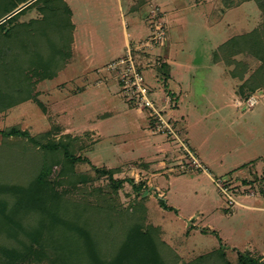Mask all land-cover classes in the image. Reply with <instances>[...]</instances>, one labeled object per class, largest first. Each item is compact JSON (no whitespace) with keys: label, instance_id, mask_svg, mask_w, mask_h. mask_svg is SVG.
<instances>
[{"label":"rangeland","instance_id":"1","mask_svg":"<svg viewBox=\"0 0 264 264\" xmlns=\"http://www.w3.org/2000/svg\"><path fill=\"white\" fill-rule=\"evenodd\" d=\"M22 1L0 0V20ZM260 2L264 9V0ZM52 3L62 12L67 8L73 11L58 38L53 36L52 23L34 37L30 36L32 31L28 37L22 31L17 40L3 36L0 28V185L31 182L44 158L40 145L29 138L4 136L2 131L16 127L32 137L51 131L52 136L42 143L54 140L62 145L60 162L53 163L52 179L64 175L65 157L70 159L67 154L89 158L91 165L79 163L75 167L84 178L78 188H70L71 196L113 210L118 219L115 229L102 227L106 223L101 225L106 231L98 229L102 244L108 246L107 258L114 254L112 246L122 240L120 228L136 223L150 232L156 229L168 264H237L238 252L259 257L264 252V85L254 93L244 87L245 95L239 94L248 84L245 82L264 81V10L259 2L40 0L6 26L31 23V27L32 20L44 18V7ZM72 20L78 27L76 50L70 39L74 35ZM156 23L166 29V45L140 53L141 60L152 64L143 73L157 107L184 127L183 139L195 151L205 172L184 156L178 142L153 134L151 127L150 132L156 136L153 139L162 140L164 150H151L141 144L145 137L141 127L149 124L148 117L124 100L118 80L107 65H100L101 73L95 79H107L109 89L99 88L97 95L96 89L87 87L96 81L88 82L86 77L83 47L88 29L99 50L105 47L98 40L107 46L110 38L125 54L126 39L129 44L147 39ZM104 29L110 30V37ZM141 31L145 35H139ZM46 33L51 37L44 38ZM249 35L253 36L242 39ZM232 38L239 39L237 44L223 49ZM169 53L182 67L172 71ZM43 65L56 72L55 77L41 79ZM172 73L186 94L177 109L175 100L167 99L176 96L170 89L176 84L171 81L169 85ZM30 84L33 99L20 101ZM82 88L85 92L80 95L77 89ZM251 96L258 100L253 107L245 104ZM126 108L135 111L127 117L110 113ZM173 111H178L179 118ZM150 151L156 153V158L147 161ZM119 156L128 161L121 162ZM92 164L101 170H118L114 179L124 184L116 192L109 175L96 173ZM241 165V170L236 169ZM213 178L222 179L225 186L231 184L238 203L231 205ZM161 197L173 210L160 206ZM13 202V197L0 196V264H51L46 255L42 256L38 219L13 217ZM209 228L217 234L199 232ZM107 231L110 236H106ZM220 238L227 260L214 253L221 246Z\"/></svg>","mask_w":264,"mask_h":264},{"label":"trees","instance_id":"2","mask_svg":"<svg viewBox=\"0 0 264 264\" xmlns=\"http://www.w3.org/2000/svg\"><path fill=\"white\" fill-rule=\"evenodd\" d=\"M27 1L28 0L22 1L19 5L5 13V15ZM39 1L40 0H36L31 5L0 24V28H3V36L11 38L12 40H17V38L20 39L22 36V31H24L23 33H25L26 37H28V33L32 31L30 36L34 37L40 33H38L40 29L47 28L50 23L55 26L53 31L55 35L53 36H60L63 23L70 19L71 10L67 8V12H62L61 7L54 3L51 5L49 4L47 8L44 7V18L32 20L31 27V23H23L21 26L12 24V21L18 15L22 14L26 9L32 7ZM257 1L263 9L260 0ZM8 22L12 23L6 26ZM37 22H40V25H38ZM71 25L73 28L72 23ZM42 36L44 38L47 36L51 37L47 33ZM251 36L253 35L243 36L242 39L246 41ZM70 39L72 42V38ZM238 40V38H232L227 41L222 48H230L236 45ZM46 69L50 70L51 73H44V71H48ZM55 75L56 72H52L47 65L41 68V74H39L41 79H52ZM261 82L262 83L256 81V79L245 82L248 84L241 87L239 94L242 96L245 95L243 90L244 87H248L249 91L254 93L262 84L264 85V81ZM32 86L33 84L28 86L30 89L27 90L26 96L20 101L24 102L33 99V94L31 92ZM17 102L13 103L11 107L17 104ZM37 102L42 106V103L39 101ZM2 133L7 137L19 136L29 138L34 144L40 145L43 148L44 158L36 177L25 185H0V196L4 195L14 198V202L10 209L13 217L20 216L22 219H38V225L42 228V256L46 255V258L51 264H168L161 250V245L163 246V244L157 236L156 229L151 232L147 231L139 223L126 225L124 229L120 228L123 230L119 235V238L122 240L112 246L114 254L111 255L110 258H107L108 255H106L105 252L108 246H104V243L102 244V237L98 229L101 230L102 227H107L113 230L116 228V221L118 219L113 216L115 215L113 210H108L98 203L89 204L84 201V199H81L80 196L78 198H73L71 196L73 193L70 188H78V185L81 184V178H84L77 174L75 167L79 163H88L91 165L89 158L67 154L70 155V159L67 160L65 157V165L63 166L65 173L63 176H57L54 180L52 179L53 163L60 162L58 156L62 145L54 140H50L46 144L42 143L44 138L52 136L51 131L40 136L32 137L29 132L12 127L7 131H2ZM73 139L77 140L79 138L75 137ZM63 150L65 153H68L66 147H64ZM92 169L96 173L108 174L109 180L113 185L112 187L116 192L124 184L123 180L117 181L114 179V175L118 170H101L93 164ZM63 185H67L68 188H63ZM159 204L165 210H173L163 198L159 199ZM106 211H108V213ZM101 225L103 226L101 227ZM209 231L208 229H202L201 233L207 234ZM211 233L217 234L216 231H211ZM106 236H110V233L108 232ZM115 238L116 237H114V239ZM220 241L221 246L214 251V253H219L223 259H226L221 238ZM13 253L14 252H12V254ZM10 263L11 262L8 261V264ZM226 264L233 263L227 261ZM237 264H264V260L262 257H254L249 252H238Z\"/></svg>","mask_w":264,"mask_h":264},{"label":"built area","instance_id":"3","mask_svg":"<svg viewBox=\"0 0 264 264\" xmlns=\"http://www.w3.org/2000/svg\"><path fill=\"white\" fill-rule=\"evenodd\" d=\"M151 28V27H150ZM150 36L134 44H128L126 53L113 60L107 65V70L118 80L120 92L124 100L132 107L143 111L149 120L151 132L155 135H162L168 139H173L179 143V147L184 151V156L191 159L197 168L205 172L204 166L198 162L195 151L183 139V126L177 120H171L162 110H160L152 97V90L143 69L150 68V61L141 60V52L148 48L162 47L166 45L167 32L162 24L156 23L151 28ZM258 102L256 96H251L245 101L249 107H253ZM241 104V103H240ZM175 121V122H174ZM219 191L228 198L231 205L238 203L236 194L232 191V186L224 185L220 178H213ZM231 190V192H230Z\"/></svg>","mask_w":264,"mask_h":264},{"label":"crops","instance_id":"4","mask_svg":"<svg viewBox=\"0 0 264 264\" xmlns=\"http://www.w3.org/2000/svg\"><path fill=\"white\" fill-rule=\"evenodd\" d=\"M64 1H66V0H64ZM72 17H73V11H72ZM72 22H73V20H72ZM73 24H74L73 25V28H74L73 29L74 30L73 31L74 33L73 34L74 35H73V38H72V46H73V49L76 50L77 49V46H78V44H77V37H76V33L78 31V27L76 26V24L74 22H73ZM140 28H139V30H141ZM104 30L106 32V29H104ZM143 33L144 32L141 31V33H139V35H145ZM106 34L110 37V35H111L110 30L108 32H106ZM127 35H128V33H127ZM84 40H85V45L83 47V50L85 51L84 53H85V58H86V61H87V72H88V75H86V77L88 78L87 79L88 82H90L91 80H96L93 83L90 82L87 87L88 88H92V89H96L95 90V93L98 95L97 89H99V88L102 89L103 87L106 88V89H109L108 88V86H109V83L108 82L109 81L107 79H101V78L95 79V75L96 74L98 75V74L101 73L100 65L102 63H103L102 66L108 65L113 60H115V59L123 56L124 53H122V48L120 46H117V45L113 44L110 41L111 40L110 38L108 39L110 43H108L107 46H105L103 40L102 41L101 40H98V42L101 43L102 45H104V47H105L104 49H100L99 50V48H97V46H96V44L94 42L93 33L89 29L87 30V32H86V34L84 36ZM128 44H129V39H126V41H125V47H124L125 49L127 48ZM168 63L171 66L172 71L174 69H176L177 67H182V64L177 59L173 58L172 55L170 56V53H169ZM171 81H174V85L176 84V86H177V87H175V89L170 88L172 90L173 95L176 94V96L175 97H169L168 96L167 99H168L169 102H170V99L175 100L174 102H175V106H176V109H177L178 108V104L185 101L186 94H184L185 91L180 88L181 82H179L177 80L176 76H173V73H172L171 79H169V85H170V87H171ZM87 87H85V88H87ZM85 88L77 89L78 92H80L79 93L80 95H83L84 94L83 92H85L84 91ZM176 88H180V89H176ZM107 93H109V92H107ZM110 94H111V92H110ZM164 102H166V101H164ZM133 111H135V110L130 109V108H126V109H123V111H120V110H116V111L115 110H112L110 113L112 114V116H115V117H121V116L122 117H127L128 115H130L129 113L130 112H133ZM171 113L174 114V116L176 118H179V116H180V115H178L179 114L178 111H173ZM133 117L136 118L135 115H132V118ZM137 118L139 120V117H137ZM176 118H174V119H176ZM141 129L145 133V137L142 139V141H141L142 143L141 144L145 145V147H147L148 149H151V150L153 148L158 149L159 152L162 151V150H164L163 147H164L165 144L162 143L163 142L162 140L156 141V140L153 139L156 136H154L150 132V130H149V124L148 123L145 124L144 126H142ZM92 132H96L97 134H99V131L97 129H93ZM156 139H158V138H156ZM159 152H157V153H159ZM119 158L121 159V162L128 161V159H125L123 156H119ZM141 158H144V157H140L139 159H141ZM155 158H156V153L154 154V153H152V151H150L149 152L148 159H146V158H144V159H146L147 161H152ZM178 158H180V157H178ZM257 164L258 165L260 164L259 163V160H258V163ZM242 166L243 165L239 166L236 169H240L241 170V167ZM200 227H203V226H200ZM199 230H200L199 232H201V229H199ZM211 231H215V230H211ZM211 231L209 233H211ZM233 250H236V248H233ZM259 257H262L263 260H264V252L259 253Z\"/></svg>","mask_w":264,"mask_h":264},{"label":"water","instance_id":"5","mask_svg":"<svg viewBox=\"0 0 264 264\" xmlns=\"http://www.w3.org/2000/svg\"><path fill=\"white\" fill-rule=\"evenodd\" d=\"M36 0H28L27 2L23 3L21 6H19L17 9H15L14 11H12L11 13H9L8 15H6L5 17H3L0 20V24L4 23L5 21H7L8 19H10L11 17H13L14 15H16L17 13H19L20 11H22L23 9H25L26 7H28L29 5H31L32 3H34Z\"/></svg>","mask_w":264,"mask_h":264}]
</instances>
